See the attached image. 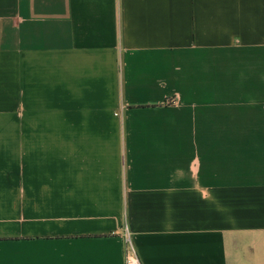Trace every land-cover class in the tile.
<instances>
[{
	"label": "crops",
	"instance_id": "crops-1",
	"mask_svg": "<svg viewBox=\"0 0 264 264\" xmlns=\"http://www.w3.org/2000/svg\"><path fill=\"white\" fill-rule=\"evenodd\" d=\"M264 264V0H0V264Z\"/></svg>",
	"mask_w": 264,
	"mask_h": 264
},
{
	"label": "built area",
	"instance_id": "built-area-1",
	"mask_svg": "<svg viewBox=\"0 0 264 264\" xmlns=\"http://www.w3.org/2000/svg\"><path fill=\"white\" fill-rule=\"evenodd\" d=\"M124 264H141L137 250L128 232L124 236Z\"/></svg>",
	"mask_w": 264,
	"mask_h": 264
}]
</instances>
